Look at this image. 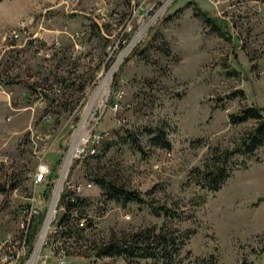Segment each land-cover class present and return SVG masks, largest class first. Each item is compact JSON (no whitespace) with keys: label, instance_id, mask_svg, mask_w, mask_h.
Instances as JSON below:
<instances>
[{"label":"rangeland","instance_id":"374dc122","mask_svg":"<svg viewBox=\"0 0 264 264\" xmlns=\"http://www.w3.org/2000/svg\"><path fill=\"white\" fill-rule=\"evenodd\" d=\"M196 4L225 20L231 38L212 32ZM111 72L107 94L92 100ZM246 105L264 108V0H0V238H26V251L0 264H153L93 256L111 233L153 225L190 231L176 264H264V148L235 156L245 168L219 190L195 184L196 169L254 124L229 122ZM161 124L168 149L148 142L147 129ZM43 162L51 172L56 165L47 196L48 179L35 187L31 177ZM93 175L147 202L105 200ZM66 182H91L79 195L90 203L85 238L51 232L65 211ZM33 189L39 214L20 228L15 212ZM149 202L183 220L155 216Z\"/></svg>","mask_w":264,"mask_h":264},{"label":"trees","instance_id":"16d2710c","mask_svg":"<svg viewBox=\"0 0 264 264\" xmlns=\"http://www.w3.org/2000/svg\"><path fill=\"white\" fill-rule=\"evenodd\" d=\"M195 14L199 15L204 24L219 37L231 38L227 32L228 23L225 20L211 17L196 4ZM237 93H242L238 90ZM236 91L227 95L228 99L236 96ZM229 122L232 125H238L247 121H253L254 124L246 130L240 139L230 149L222 151L220 159L212 164L205 163L200 169L197 168L195 175V184L200 188L214 192L220 189L226 179L232 172L238 168H245V160L234 158L235 156H251L257 149L264 148V108L257 105H246L239 108L236 112L228 115ZM147 132L148 142L163 148H170L168 139V126L149 127ZM52 172L48 177V184L44 191L47 196L52 187L50 180L56 170V165L52 166ZM91 179L100 188L101 195L105 200L115 201L121 205L127 203H145L147 202L142 195L131 189L119 185L104 177L93 175ZM7 181L0 182V193L6 191ZM10 189H15L18 184L17 174L9 176ZM62 203L64 213L58 220V230L54 237L66 238H85L84 231L91 226V222L85 219L84 210L90 204L87 198L74 195L70 190L62 194ZM151 212L155 216H165L172 220H183L179 211L161 204L148 203ZM83 224L81 225V221ZM190 231H180L176 228H169L165 225L156 227L155 225L143 230L129 233H111L108 240L94 243L93 256L100 257H122L128 263L133 260H150L153 264H176L181 250L189 237ZM28 237V236H27ZM30 237V238H29ZM29 240L33 238L30 234ZM86 256V255H85ZM89 256V255H87ZM235 264H253L250 261L242 260Z\"/></svg>","mask_w":264,"mask_h":264},{"label":"built area","instance_id":"2783aa9c","mask_svg":"<svg viewBox=\"0 0 264 264\" xmlns=\"http://www.w3.org/2000/svg\"><path fill=\"white\" fill-rule=\"evenodd\" d=\"M97 140L101 138V136L95 137ZM86 141H83V143L79 144L77 147V153L83 154L85 151ZM95 142L93 143L94 146ZM91 146V147H93ZM77 155V154H76ZM51 174V167L49 163L43 162L39 163L34 172L32 173V183L36 187L38 185H41L45 183V181L48 179V177ZM61 178L58 177V180ZM51 181H55V177L52 176ZM91 187V182H85V183H76L71 184L69 182H66L65 184V190H70L74 195H80L84 190ZM37 196L35 195L34 189L33 192H29V195L27 196L25 204L18 207V209L15 212V217H17L19 226H29L31 225L32 221L35 219V217L39 214V210L37 207ZM49 211L47 212V214ZM49 219V218H47ZM83 221H81V225L83 224ZM19 228V230H20ZM58 228L54 229L51 232L56 233ZM25 241L26 238H18V239H10L8 238H0V260L5 259L6 262L15 261L18 259V256L20 255V251L25 250ZM22 253V252H21ZM19 254V255H18Z\"/></svg>","mask_w":264,"mask_h":264},{"label":"bare ground","instance_id":"6f19581e","mask_svg":"<svg viewBox=\"0 0 264 264\" xmlns=\"http://www.w3.org/2000/svg\"><path fill=\"white\" fill-rule=\"evenodd\" d=\"M140 37H141V35H140ZM137 40V39H136ZM136 40L128 47V49L124 52V54L121 56V58H120V61H121V59L124 57V55H125V53L134 45V43L136 42ZM119 61V62H120ZM117 66V65H116ZM116 66H115V68L113 69V71L116 69ZM112 71V72H113ZM112 72L110 73V75L107 77V80H105V82L102 84V86H101V91H100V89H99V93H98V95L96 94L94 97H93V99L92 100H95L96 102H100L101 100H102V96L103 95H106L107 94V83H109L108 82V79H109V77L111 76V74H112ZM111 78V77H110ZM102 94V95H101ZM105 102V101H104ZM85 124V123H84ZM81 137H83V136H81ZM83 138H80L79 140L80 141H83L82 140ZM99 141V140H98ZM98 141H95V144L98 142ZM85 150H87V149H85ZM70 163V162H69ZM66 171H67V167H65V169H64V171L62 172L63 174H62V177H61V179H60V181L58 182V185H57V188H56V191H55V195H54V200H53V202H52V205H51V210H50V213H49V216L50 215H52V213H54V207H55V205H56V201H57V198H58V195H59V192H60V190H61V186H62V181H63V177H64V174L66 173ZM43 184H41V186H42ZM51 218V217H50ZM45 229H46V225H45V228H44V230H43V233H42V235L40 236V238L43 236V234H44V232H45ZM46 233V232H45ZM43 240V239H42ZM39 242H40V239H39ZM39 242H38V249H37V251L39 250ZM34 262H35V258H33V260H32V262H30L29 264H34Z\"/></svg>","mask_w":264,"mask_h":264}]
</instances>
